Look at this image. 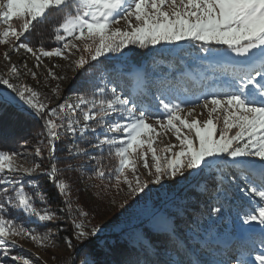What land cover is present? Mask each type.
Segmentation results:
<instances>
[{"label": "snow or ice", "instance_id": "1", "mask_svg": "<svg viewBox=\"0 0 264 264\" xmlns=\"http://www.w3.org/2000/svg\"><path fill=\"white\" fill-rule=\"evenodd\" d=\"M69 8L72 11H68ZM57 11L63 13V17L54 27V38L63 42L62 47L34 49L21 40L26 33L31 34L36 24ZM121 20L127 24V30L114 27ZM181 41L199 45L203 60L208 62L213 74L204 77L207 82L191 101L175 103L161 91L156 99L167 116L166 120L157 119L155 124L149 122L152 117L144 105L126 96L117 86L93 82L76 101L65 100L49 108L34 88L23 82H12L13 79L20 81L22 75L15 64H11L7 76L0 75V86H4L6 93H0V109L15 106L32 110L44 119L45 130L40 134L44 138L37 140L34 155L51 161L46 168L41 163L33 166L19 163L33 155L27 151V140L23 153L0 150V253L5 258L10 257L13 264H32L31 259L12 254V249L19 247L16 238H28L43 246L52 235L50 231L38 233L12 217V211L23 212L27 218L45 223L66 222V218L72 216V236L81 243L82 250L89 248L93 238L102 232L99 226L88 228L84 220L79 219L89 213L79 203V196L75 202L72 199L77 181L63 176L66 172H75L77 167L87 170L85 165L69 162L63 168L58 166L57 145L65 136L73 140L87 139L89 135L95 137V142H89L87 147H69V155L74 159L89 156L95 162L94 177L101 181L109 179L108 188L121 190V185H125L128 195L144 193L149 183L162 185L166 177L180 175L187 179L193 172L199 176L207 171L215 184L214 173H222L220 183L227 181L228 184L225 191L239 188L250 197L249 204L241 206L237 213L242 224L248 226L241 227V232H254L259 226L260 243L264 244V0H0V44L9 45L15 52L24 49L31 53L38 61L36 67L40 66L41 57L71 61L79 52V57L72 61L73 70L87 72L95 67L92 62L110 53H122L131 45L148 48ZM3 55L11 60L7 51ZM23 67L27 68L26 62ZM48 72L53 79H66L51 69ZM31 75L36 76L34 72ZM222 77L227 79L221 85L217 81ZM53 92L59 96V85ZM201 99L202 104L197 103ZM181 104H191V107ZM197 107L207 110V119L201 121L198 115L194 116ZM157 125L174 130L178 141V145L169 144L159 149V155L153 138V134L159 135ZM105 147L108 165L104 163L103 154L91 156L89 153V148L103 153ZM177 148L178 151H174ZM42 149H47L46 157ZM112 159L118 161L117 166H111ZM137 161H142L151 181L139 175ZM229 169L239 171L247 190L234 184L235 178L227 171ZM185 170H188L187 176ZM41 176L47 177L61 198L62 207L57 210H48L49 198L41 188ZM92 187L103 191L105 186L94 184ZM88 190L86 184L83 191ZM96 194L99 195V191ZM251 197L259 198V205ZM37 202L45 207L38 208ZM210 212L223 218L224 205L219 197ZM66 243L73 246L71 238H67ZM173 247L180 259L146 258L143 264H232L226 259L204 260L187 245ZM204 247H208L207 241ZM140 249L147 256V247L141 244ZM86 256L81 264H96L91 252ZM255 260L264 264V254L257 255ZM0 264H8L7 259L0 260ZM127 264H139V261ZM237 264H251V261L240 259Z\"/></svg>", "mask_w": 264, "mask_h": 264}, {"label": "rangeland", "instance_id": "2", "mask_svg": "<svg viewBox=\"0 0 264 264\" xmlns=\"http://www.w3.org/2000/svg\"><path fill=\"white\" fill-rule=\"evenodd\" d=\"M133 22L135 23V21ZM114 27L127 30L128 26L121 20V23ZM26 35L27 33L25 37ZM25 37L21 38L23 42H26ZM62 43L60 42L56 47H62ZM76 43H79V41H76ZM32 47L34 49L39 48ZM216 47L223 48L225 46ZM45 49L51 50L53 48ZM6 51L11 57L10 61L6 60L3 55ZM79 55L80 53L76 52L71 61L60 57H41L40 66L36 67L38 61L31 53H27L24 49L15 52L9 45L0 44V75L7 76L11 64H15L22 75L20 81L13 79L12 82H23L34 88L40 93L41 100L45 101L49 108H55L65 100L69 102L76 101L77 96L83 94L93 82L97 84L107 83L109 87L117 86L118 90L126 96L143 104L151 114L152 118L149 122L155 124L157 119L166 120L167 114L159 106L156 99L160 97L161 92L151 95L155 103L151 104L152 98L148 103L147 90L150 91L152 87H163L161 91H164L168 98L174 100L175 103H181L185 100L191 101L195 99L194 94H199L202 86L207 82L204 77L213 74L208 62L203 60L204 53L199 51V45L192 41H181L174 45H150L148 48L131 45L122 53H110L107 57H101L98 61L92 62L95 67L89 68L87 72L73 70L72 61L77 59ZM23 62H26L27 68L23 67ZM56 65H59V67H56ZM49 69L55 72L57 76L66 77V79H53L49 75ZM32 72L36 74L35 78L31 75ZM177 76H180L183 80L172 82ZM123 79L130 80L127 87L126 84L122 85L121 81ZM226 79V77H222L217 83L222 85ZM174 84L177 85L173 86ZM57 85H59L58 97L53 92ZM140 88L144 90V99L137 96ZM0 90L5 92L4 86H1ZM202 102V99L197 101L199 104H202ZM181 106L187 108L191 107V104H181ZM13 107L31 115L18 107ZM201 112L204 114L199 115ZM197 115L203 121L207 119V110L197 107L194 116ZM34 118L43 127V130L39 131L40 128L33 129L35 134H28L22 142L20 141L19 147H16V150L13 151L25 152L24 141H29L27 151L32 152L33 155L18 162L23 163L25 166L41 163L42 167L46 168L51 161L34 155L37 140L44 138L40 134L45 130V122L39 115ZM188 119L191 120L192 117H188ZM57 122L59 123V121ZM156 127L159 135L153 134V138L156 141L154 146L158 149V155L160 154L159 149L169 144L178 145L174 130L161 129L158 125ZM61 132L63 135V130ZM89 142H95V137L89 135L87 139L77 137L73 140L71 137L65 136L57 145L58 154L64 157L62 161H59L58 166L63 167L65 163L69 162L74 165H85L87 170L77 167L75 172L64 174L71 173V176H75L74 179L77 182L73 188L72 199L75 202L76 197L79 196V203L84 206V211L89 213L87 217H79V219L84 220L88 228L99 226L102 232L93 238V244L89 248L82 250L81 243L72 236L74 231L71 226L72 216H68L66 222L45 223L35 222L27 218L23 212L12 211V217H16L27 226L36 229L38 233L43 234L50 231L52 234L50 241L43 246L28 238H16L19 247L12 249L13 255H23L25 258L31 259L32 264H81V261L87 259L86 253L91 252L92 259L95 260L96 264H103L102 259L93 253L95 246L105 247V245L127 242L135 247L141 244L149 245L152 249L151 254H148V256L153 257V260H177L179 258L176 252L172 253L169 248L167 249L171 245L168 234H173L175 239L183 245L190 246L197 253V256L204 260L226 259L231 260L232 264H237L238 260L244 259L251 261V264H258L255 257L264 254V244L260 243V228L257 226L254 232H241V227L247 228L248 226L243 225L242 220L237 215L241 206L249 204L250 197L241 192L239 188L225 191L228 184L227 181H224L223 184L220 183L222 173H214L216 176L215 184L211 180L212 174L207 171L199 176L193 172V175L188 176L187 179L180 175L175 178L166 177L162 181L163 186L149 183V188L145 189L144 193H140L138 196L128 195L125 185H121V190H117L115 187H107L110 182L109 179L103 181L96 179L93 175L95 162L90 160L89 156L81 155L74 159L69 155V147H73V145L87 147ZM42 151L46 157L47 149H42ZM174 151H178V148ZM89 153L91 156L103 154L106 157L104 163L109 164L106 147L103 153L89 148ZM148 159L149 164L152 165L150 152ZM117 165L118 161L112 159L111 166ZM137 167L139 175L151 181L152 177L143 168L142 161H137ZM227 171L234 176V184H239L241 188L246 189L238 170L229 169ZM75 173H79V176ZM108 175L106 173V176ZM184 175H188V170H185ZM89 177L92 178L89 179ZM129 178H131V173H129ZM39 182L42 190L48 194V210L54 211L62 207L56 190H54L55 196L50 193V187H53V185L51 183L50 187L47 185L49 183L47 177H39ZM111 182L114 183V181ZM86 184L89 186L87 192L83 191ZM94 184H103L105 186L104 190L100 191L92 187ZM217 187L220 188V191H217ZM205 188L208 191H205ZM98 191L99 195L96 194ZM217 197H219L220 203L226 205L223 218L210 212V208L216 203ZM251 199L255 201L256 205H259V198L251 197ZM112 200H115V203H112ZM37 207L43 208L45 206L37 202ZM161 216H163V219H160ZM152 237H156L158 241H151L150 238ZM67 238L72 239L73 246H68L66 243ZM205 241L208 242L207 248L204 247ZM219 249H222L223 252V254L219 253L221 256H217ZM101 252L104 253L103 248ZM157 252L160 253L159 256L156 255ZM3 259H7L8 264H13L10 257L5 258L0 253V260ZM110 264L114 263L110 262Z\"/></svg>", "mask_w": 264, "mask_h": 264}, {"label": "trees", "instance_id": "3", "mask_svg": "<svg viewBox=\"0 0 264 264\" xmlns=\"http://www.w3.org/2000/svg\"><path fill=\"white\" fill-rule=\"evenodd\" d=\"M68 11H72V8H69ZM63 13L57 11L54 12L51 16H49L47 19L43 20L41 23L36 24L35 28L31 31V34L26 35V42L32 46L40 47L43 46L44 48H54L59 45L60 42H57L55 40V33H54V27L58 25L62 21ZM176 80V81H175ZM183 79L180 76H177L176 79H174L172 82H180ZM130 80L123 79L121 81L122 85L126 84V87L128 86V83ZM177 84H174L173 86H176ZM163 88V87H162ZM162 88L158 87H152L150 88V91L147 90V95L149 96L148 103L150 102L151 98V104H155L153 101V97L151 95H155L159 92H161ZM1 89V86H0ZM143 88H140L137 92V96H139L140 99L143 98ZM40 126V127H39ZM40 128L39 131L43 130V127L40 125V123L31 115L25 114L19 110H17L14 107H8V108H2L0 109V150H8L13 151L16 150V147H19L20 141L28 135V134H35L33 129ZM59 149H57V157L59 158V161H62L64 157L58 154ZM61 167V165L59 166ZM63 168V167H61ZM71 174V173H70ZM70 174H63L64 177H72ZM77 176H79V173H75ZM85 177V176H84ZM47 185L50 187V183H47ZM51 194L55 196V188L50 187ZM58 196V195H57ZM60 198V197H58ZM61 201V198H60ZM226 205H224L225 207ZM228 206V204H227ZM159 238V237H158ZM168 238L171 240V245L167 247L172 253H175L174 245L184 246L179 240L175 239L173 234H168ZM151 241H158L156 237L150 238ZM148 249V254H151V247L149 245H145ZM173 247V248H172ZM103 248L104 253L101 252V249ZM93 253L98 258H101L103 261V264H110V262L114 264H127V262H135L139 261V264H143L144 260L146 258L153 257H147L145 255V252L140 249V245L137 247L133 245H129L127 242H119L118 244L114 245H105V247H97L95 246L93 248ZM219 253H222V249H219L217 252V256ZM180 259V257L178 256ZM193 258V257H192ZM194 259V258H193Z\"/></svg>", "mask_w": 264, "mask_h": 264}, {"label": "water", "instance_id": "4", "mask_svg": "<svg viewBox=\"0 0 264 264\" xmlns=\"http://www.w3.org/2000/svg\"><path fill=\"white\" fill-rule=\"evenodd\" d=\"M3 91H1L0 90V93H2ZM20 109V108H19ZM24 111H26L27 113H29V114H31L32 116H34V117H38V115L37 114H35L33 111H31V110H24Z\"/></svg>", "mask_w": 264, "mask_h": 264}, {"label": "bare ground", "instance_id": "5", "mask_svg": "<svg viewBox=\"0 0 264 264\" xmlns=\"http://www.w3.org/2000/svg\"><path fill=\"white\" fill-rule=\"evenodd\" d=\"M2 93H5V92H2ZM6 94V93H5Z\"/></svg>", "mask_w": 264, "mask_h": 264}]
</instances>
